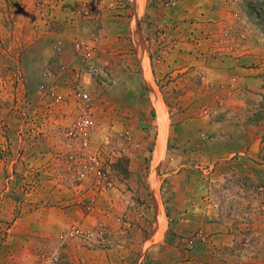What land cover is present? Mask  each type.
<instances>
[{
    "label": "rangeland",
    "instance_id": "rangeland-1",
    "mask_svg": "<svg viewBox=\"0 0 264 264\" xmlns=\"http://www.w3.org/2000/svg\"><path fill=\"white\" fill-rule=\"evenodd\" d=\"M246 1L0 0V247L21 213L73 214L39 247L11 239V264H74L71 250L79 264H183L200 244L207 264H264V178L215 180L234 156L203 155L227 119L264 131V34ZM157 214L167 237L147 253ZM203 214L230 245L207 240Z\"/></svg>",
    "mask_w": 264,
    "mask_h": 264
},
{
    "label": "crops",
    "instance_id": "crops-1",
    "mask_svg": "<svg viewBox=\"0 0 264 264\" xmlns=\"http://www.w3.org/2000/svg\"><path fill=\"white\" fill-rule=\"evenodd\" d=\"M142 67V69H144V77L148 81L149 76L145 69L144 62ZM152 96L157 107L156 110L158 113L160 129L158 140L156 139L157 147L155 150V156H157V153L163 147L162 130L163 127H165V116L161 110L162 108L158 97L153 95V93ZM239 117L241 118L227 119L226 121L218 123L217 126H215L214 131L209 128V131H213L214 134L211 137V140L207 141L208 144L205 151H203V155L208 159L220 158L219 160L225 156V153L230 154L229 157L234 156L233 160L226 159L225 162L221 160L220 163L218 162L216 164V168L211 172V174H213L212 178L215 180L222 179L225 175H228L229 172L234 173L237 176L242 175L255 182L261 181V179L264 178V131L256 134V127L260 125L251 123L249 122L250 120L244 119L242 116ZM258 156H260V159H257ZM256 161H259L260 164H257L258 162ZM223 167H225L227 171L224 172ZM210 168H212V165L209 167L208 172L211 171ZM208 199V197L205 198L207 207H209L208 204L210 203ZM46 210L47 209H36L27 213H21V217L17 218L14 222L16 225L14 232L18 233V235L11 238V232H9L4 243L0 247V264H11V239H18L22 234L30 233V235H34V237H29L30 239L28 243L34 244V247H39L41 245V241L45 240V238L49 235V231H52V227L55 225V222H62L63 225H66L69 220L73 218L72 212H69L66 209L55 208L53 211ZM206 215L207 216H204V214L202 215L201 222L205 228V233L208 237L207 240L211 241V243H215L218 251L219 248H223V246H220L221 244L230 245L232 243L230 237L222 234V231L218 229L219 224L216 222L218 218H214L209 214ZM156 219L155 226L157 231L154 230L144 241L143 247L149 245L146 249L147 253L159 248L158 242H163L167 237V234L162 233L161 231L160 233L158 232V230H160L161 222L164 224L165 220H163L161 215L158 214L156 215ZM20 231L21 233L19 234ZM174 239L179 240V236ZM173 245H167L166 247L167 249L170 247L178 250L173 247ZM195 249L196 251L194 252L196 254L200 253L201 255L200 261L195 262L190 259L189 261L185 260L183 264H204L203 262L207 264L209 262L207 259L208 256H205L210 252L209 250H211L210 245L200 244L197 245ZM69 254L72 255L71 261L74 264H79V260L77 258L79 252L76 253L74 250H71ZM92 261L90 262L92 263ZM97 262L99 264H111V258L107 259L105 257V261L98 260L95 263L97 264ZM163 262L164 264H170V259L164 260ZM174 262L175 261H172L171 264Z\"/></svg>",
    "mask_w": 264,
    "mask_h": 264
},
{
    "label": "built area",
    "instance_id": "built-area-1",
    "mask_svg": "<svg viewBox=\"0 0 264 264\" xmlns=\"http://www.w3.org/2000/svg\"><path fill=\"white\" fill-rule=\"evenodd\" d=\"M76 46L79 47V45H76ZM81 49H83V47H81ZM80 57L84 61H87V62H90L92 60V56L88 50H82V54L80 55ZM89 69H90V73H93L95 70V68L93 66H90ZM79 97L82 99V101L84 103L87 104L86 107H88L89 100H88L87 94L81 93V94H79ZM92 124L93 123H92L91 117L86 112V110L83 109V112L80 114V116L78 117V120L75 124L76 125L75 126L76 134L81 139L83 146L87 145V142L90 138Z\"/></svg>",
    "mask_w": 264,
    "mask_h": 264
},
{
    "label": "trees",
    "instance_id": "trees-1",
    "mask_svg": "<svg viewBox=\"0 0 264 264\" xmlns=\"http://www.w3.org/2000/svg\"><path fill=\"white\" fill-rule=\"evenodd\" d=\"M246 9L248 14L255 19V25L258 31L264 34V2H256L254 0L246 1Z\"/></svg>",
    "mask_w": 264,
    "mask_h": 264
}]
</instances>
